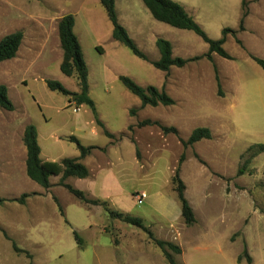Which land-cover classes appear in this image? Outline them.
I'll list each match as a JSON object with an SVG mask.
<instances>
[{"label":"rangeland","instance_id":"rangeland-1","mask_svg":"<svg viewBox=\"0 0 264 264\" xmlns=\"http://www.w3.org/2000/svg\"><path fill=\"white\" fill-rule=\"evenodd\" d=\"M176 1L213 39L220 38L225 27L238 31L235 36L227 34L223 44L232 59L216 53L208 59L209 46L201 36L156 20L142 0H116L119 20L155 28L173 44L174 56L190 59L183 67L173 65L163 73L148 66L147 61H155L157 53L160 58V51L152 41H141L133 30L130 36L149 60L135 56L125 45L115 47L112 24L101 0H0V40L16 30L24 32L16 57L0 62V85L8 87L15 105L12 111L0 107V264H98L93 258L95 244L153 242L147 231L107 211L128 213L123 208L72 186V177L77 176L63 178L60 174L48 188L32 180L27 174L24 142L29 124L39 128L42 147L60 156L81 155L72 136H83L78 139L82 143L98 144L86 146L93 147L89 154L96 149L92 165L102 159L105 176L120 182L138 210L150 215L152 206L145 201L148 194L180 202L173 179L178 169L196 217L181 241L188 262L212 250L210 245L223 241H218L222 235L227 234L228 257L245 249L249 253L248 245L258 236L264 241V151L257 146L264 144V70L252 58H264V25L260 22L264 0H246L250 17L246 31L239 28L242 0ZM68 13L76 18L74 30L88 66L89 95L96 114L89 105L77 106L46 84V79H55L80 92L77 76H67L60 69L63 49L58 23ZM121 74L144 87L156 85L174 103L142 106L141 99L119 79ZM92 120L100 131L86 138L82 132L88 131ZM198 127L209 128L212 137L188 143ZM54 134L64 139L55 142ZM66 184L82 191L86 200ZM47 195H53L55 210L44 200ZM72 196L78 202L66 206L82 243L73 242V234L59 243H47L43 238L50 237L47 233L52 231L55 216L60 214L70 224L64 203ZM37 197H44L46 219L35 217ZM100 207L104 213L89 214ZM88 221L91 228L86 227ZM144 223L156 238L169 237L158 232L152 219ZM210 228L217 229L218 235L210 236ZM81 251L85 257H80Z\"/></svg>","mask_w":264,"mask_h":264},{"label":"trees","instance_id":"trees-1","mask_svg":"<svg viewBox=\"0 0 264 264\" xmlns=\"http://www.w3.org/2000/svg\"><path fill=\"white\" fill-rule=\"evenodd\" d=\"M142 1L150 10L153 17L158 21L164 22L176 28L192 30L201 36V38L209 46L208 52L205 54L208 59L211 60L213 58V53L227 59H232V56L227 52L223 44L226 41L227 34L231 33L235 36L238 32L237 30L231 27H225L222 30V36L218 39H213L180 2L176 0ZM101 3L106 9L107 16L113 25V38L123 43L136 56L144 60H149L146 52L138 46L136 41L128 33V30L120 22L116 9V0H101ZM242 6L244 8V12L240 20V30H244V20L249 14L246 0H242ZM75 24L76 18L72 13L65 14L59 20L58 32L61 47L63 49V58L60 64V69L67 76H77L80 92H73L69 90L62 82L55 79H46V84L51 90L61 92L62 94L68 96L70 102L76 101L77 106L82 104L89 105L94 114H96L95 101L89 95L90 85L88 81V66L84 57L81 42L74 30ZM23 39L24 32L22 30H16L4 36L0 40V62L16 57ZM239 42L241 43V41ZM156 45L160 51V58L152 61V64L166 73L169 72L173 65L183 67L190 60L180 56H174L172 43L166 38L159 37ZM97 49L103 53L100 46H97ZM197 58L198 57H195V59ZM252 58L264 70V58L255 55H253ZM119 79L133 94L137 95L141 99L142 106L147 104L157 106L160 103L164 105H171L174 103L173 99L164 90H159L154 85H149L147 87L141 86L133 78L127 75H120ZM0 107L9 111L15 109V105L8 93V87L5 84L0 85ZM211 137L212 133L209 128L198 127L193 130L188 143H193L203 138ZM70 140L76 143L81 152L80 157H66L60 162L43 161L40 157L41 148L38 142L37 128L34 124H29L24 131V142L27 147L26 169L29 177L45 188L50 187V176L52 175L63 174V178L68 176H77L80 178L87 177L89 170L88 167L81 162V159L88 155L93 147H86L82 145L81 142L73 136L70 137ZM257 146L261 151H264V144H258ZM173 179L176 183V190L182 205V216L184 217L185 223L189 226L193 225L196 222V217L190 202L185 196V185L179 175L178 169L176 170ZM66 187L69 188V190L72 191L78 198L86 200L82 191L73 188L71 185L66 184ZM25 197L26 196L21 197L20 201H24ZM60 211L63 213L61 206ZM107 211L110 216H117L125 222L147 231L153 242L163 250L169 264H178L176 257L169 251V249H171L175 254H180L182 250L179 245L174 242L156 238L153 232L145 226L141 217L113 210ZM74 236L77 243L81 244L82 239L76 230H74ZM16 249L19 250L17 247ZM244 255H246L248 263L251 264L252 257L247 253L246 249L239 255L238 260L240 261L243 259Z\"/></svg>","mask_w":264,"mask_h":264},{"label":"crops","instance_id":"crops-1","mask_svg":"<svg viewBox=\"0 0 264 264\" xmlns=\"http://www.w3.org/2000/svg\"><path fill=\"white\" fill-rule=\"evenodd\" d=\"M144 3V2H143ZM150 11V10H149ZM153 16V15H152ZM249 16L245 18L244 20V30L246 31L250 29L248 27V20ZM157 20V19H156ZM121 22V21H120ZM260 22L262 25H264V18H260ZM112 24V23H111ZM122 25L128 30V33L131 35L132 30L134 33H137L138 37L141 38V41H152L156 44L157 39L159 37H163L162 34H160L155 28H152L148 30L144 25L141 24H134L133 22L131 24H123ZM112 31H113V25H112ZM113 37V36H112ZM164 38V37H163ZM80 40V39H79ZM115 40V39H114ZM115 47L120 48L123 43L120 41L115 40L114 42ZM173 45V44H172ZM157 46V45H156ZM174 49V48H173ZM132 52V51H131ZM134 54V53H133ZM158 54V53H157ZM156 54V56H157ZM136 56V55H135ZM155 56V60H158L159 57ZM140 58V57H139ZM142 59V58H141ZM144 60V59H143ZM148 66L152 67V63L147 61L146 63ZM154 66V65H153ZM158 69V68H157ZM162 71V70H161ZM164 73V71H162ZM163 76V83H164V74ZM124 75V74H121ZM128 76V75H127ZM132 78V77H131ZM153 85V84H149ZM156 86V85H154ZM161 87V86H160ZM95 119V118H94ZM104 122H106L104 119H102ZM93 121V120H92ZM37 128V134L38 138L40 135V130ZM100 131V128L98 127L96 120L93 121L92 125L88 128V131L85 130L82 133L84 134V137L88 135H94L97 134ZM115 132V131H113ZM82 135V134H80ZM78 139L81 141L83 139L82 137L77 136ZM51 138V137H50ZM87 138V137H86ZM55 142H60L63 138V135L54 134L52 138ZM41 153L40 157L43 161H57L60 162L62 159L68 157V156H60V154H54L51 150H46L42 147L40 138L38 140ZM82 143V142H81ZM84 146H99L98 144H91V143H82ZM132 143L128 144L131 150ZM96 149L93 150L91 154H89L87 157H84L81 159V162L84 163L89 171L90 175L85 178H79V177H72V183H70L72 186H75L76 188H79L81 190H84L88 195L95 197V198H103L108 199L114 206H119L120 208H123L125 211H127L129 214L141 217L143 221L145 222L147 219H152L154 221V224H156L157 229L159 230V233H164V235H169L168 238H160L162 240L174 242L175 244L179 245L181 248V253L176 254V260L178 264H250L248 263L247 259H241L238 260L239 255L242 253L240 251L234 252L231 256H227L225 253V249L228 247V239L227 234L220 236L218 238L219 240H223L220 242H215L210 245V251L199 253L195 259H193L191 262L187 261L184 258L185 249L184 246L181 244L182 237H183V231L189 230L192 225H186L182 221V205L179 202H176L175 200L167 199L163 195H150L146 197L145 201L149 200L150 205L152 206L151 215L149 212L139 211V207H137V203L135 200L132 199L131 194H129L123 185L120 184V182L111 180L107 178L105 175L103 169V160H96L97 165H92V162L97 157ZM74 157H80L79 155H73ZM102 161V162H101ZM95 163V162H94ZM59 175H52L50 176V183L54 184L56 183V178ZM74 178V179H73ZM55 180V181H54ZM110 187H112L110 189ZM112 190V191H111ZM145 191V190H144ZM147 192V191H146ZM64 194V193H62ZM68 195L64 194V197ZM146 196V195H145ZM44 197H37L36 198V204H34L35 210L37 211V215L35 217H41L47 218L46 211H44L42 207V200ZM65 204V214L67 219L69 220L70 224L68 225L56 212L59 217L55 216L53 219L51 226L52 231L47 233L50 237L47 236V238H43L47 243L55 244L56 242L59 243L63 237L66 239V236H69L73 234L74 236V229H77V225L74 223V220H72L68 215L67 210V203H76L78 202L77 199L72 196L71 198H67ZM44 200L48 202L50 205H52L53 210H55L56 207H54V199L53 195L49 196L47 195ZM144 203V202H143ZM142 203V204H143ZM89 210V209H88ZM104 211L101 209H96V211L89 210V214H99ZM88 213V212H87ZM91 221H88L86 224V227L88 228L92 227ZM145 224V223H144ZM151 224L149 227L152 229ZM94 225V224H93ZM146 225V224H145ZM65 226L67 229H65ZM137 227V226H136ZM153 231V230H152ZM218 230H212L210 228V231L207 232L212 235H218ZM192 232V231H190ZM154 233V232H153ZM205 233V232H204ZM46 234V235H47ZM155 234V233H154ZM156 235V234H155ZM172 235L173 238H170ZM157 236V235H156ZM158 237V236H157ZM71 238V237H70ZM159 238V237H158ZM255 240V239H254ZM71 239H69V242ZM76 242V239L75 241ZM93 258L95 259L96 263L98 264H169L168 260L166 259V256L163 252V250L154 242L151 241H140V242H108L103 245H93ZM54 248V247H53ZM78 248V246H77ZM87 250V249H86ZM256 251V252H255ZM258 251H264V241L261 240L260 236L257 237V240L254 241V243L251 245H248V254L252 257V263L251 264H264V254L259 253ZM85 257L84 251L80 252V257ZM183 258L184 261L181 262V259Z\"/></svg>","mask_w":264,"mask_h":264},{"label":"built area","instance_id":"built-area-1","mask_svg":"<svg viewBox=\"0 0 264 264\" xmlns=\"http://www.w3.org/2000/svg\"><path fill=\"white\" fill-rule=\"evenodd\" d=\"M138 202L143 203V197H139Z\"/></svg>","mask_w":264,"mask_h":264}]
</instances>
